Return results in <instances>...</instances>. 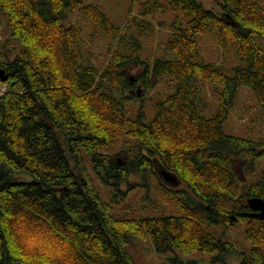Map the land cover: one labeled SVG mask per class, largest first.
Masks as SVG:
<instances>
[{
    "label": "trees",
    "instance_id": "1",
    "mask_svg": "<svg viewBox=\"0 0 264 264\" xmlns=\"http://www.w3.org/2000/svg\"><path fill=\"white\" fill-rule=\"evenodd\" d=\"M218 3L219 10L201 0H144L142 16L121 26L84 0H0L8 30L0 51L7 75L0 77V264H137L129 251L135 239H150L159 253L219 250L240 264H264V218L248 203L264 199V137L224 128L243 86L264 109V0ZM159 10L180 16L169 23L163 54L144 59L142 36L156 28L147 17ZM70 12L115 41L104 66L86 59ZM211 26L230 64L206 56L199 36ZM165 77L173 92L158 89ZM199 82L218 97L212 116L201 109ZM148 99L153 115L145 121ZM155 159L185 188L163 183ZM153 177L181 193L180 212L121 213L129 192L150 189ZM96 179L111 187L110 201ZM236 226L245 250L225 238Z\"/></svg>",
    "mask_w": 264,
    "mask_h": 264
},
{
    "label": "rangeland",
    "instance_id": "2",
    "mask_svg": "<svg viewBox=\"0 0 264 264\" xmlns=\"http://www.w3.org/2000/svg\"><path fill=\"white\" fill-rule=\"evenodd\" d=\"M85 2H92L98 6L110 17L112 22L116 25H125L128 19L132 16L140 18L142 1L144 0H84ZM205 6L219 10V0H201ZM180 16L178 11H157L154 15H149L147 19L156 23L154 33L142 36L144 50L142 57L144 59H152L155 56L163 54L164 46L169 39L171 29L169 23L176 17ZM81 28L83 33V46L86 59L94 62L98 67L106 64L110 53L115 46V41H112L108 36L104 35L100 28L97 27L89 18L80 12H70L69 19ZM6 17L2 16L0 19V51H3V40L8 34L6 30L5 21ZM139 30V28H137ZM135 28L134 32H138ZM202 48L209 60L217 64H230L232 58L224 54L217 40V32L211 26L209 31L204 36H199ZM264 46V41L259 40ZM12 46L14 44L7 43ZM139 66H132L129 68V74H136ZM172 81L168 77L161 80L158 84V89L161 91L173 92L174 87L171 89ZM5 87L0 84V91H4ZM141 92L143 88H140ZM157 94V90L155 91ZM199 98H202L201 103L203 113L207 116H212L218 106V97L213 93L212 88L207 83L199 82ZM198 98V102H199ZM147 114L144 118L149 121L152 117L151 100L148 99ZM136 106V104H134ZM136 112L133 113L135 117ZM224 128L227 133L244 136L246 138L258 140L264 137V109L257 101L251 90L243 86L239 89L236 98V104L232 109L228 120L224 123ZM86 164L91 169L92 163L90 159L85 156ZM264 168V160L260 162L258 171ZM241 169V168H240ZM242 177V171L239 172ZM254 179V175L250 176ZM138 179V178H137ZM135 180H132V182ZM167 186L178 187V189L185 188L180 182L177 185L168 184L163 180ZM97 185L105 200L110 201L112 196L111 187L101 183L96 179ZM150 189L138 186L133 188L124 205L118 210L121 213H126L129 217L141 218L144 216H158L161 214L179 213L180 210L174 204L175 197L181 193H173L167 191L162 186L156 183L153 177L150 181ZM134 185V184H133ZM126 185L123 184V188ZM243 228L236 226L228 231L225 236L226 239L233 242L238 250H245L248 242L243 235ZM129 251L135 258L137 264H240L239 256L235 254H223L221 251L216 250L212 253L205 251H195L192 254L185 255L179 249L169 251L166 253H159L155 250L150 239H135L129 244ZM176 261H175V259Z\"/></svg>",
    "mask_w": 264,
    "mask_h": 264
},
{
    "label": "water",
    "instance_id": "3",
    "mask_svg": "<svg viewBox=\"0 0 264 264\" xmlns=\"http://www.w3.org/2000/svg\"><path fill=\"white\" fill-rule=\"evenodd\" d=\"M5 69L0 65V77L2 80L7 79ZM155 167L160 175L161 179L165 180L168 184L177 185L181 182V179L176 173L167 170L157 159H155ZM248 203L253 209L252 215L264 218V199L260 197L248 198Z\"/></svg>",
    "mask_w": 264,
    "mask_h": 264
}]
</instances>
